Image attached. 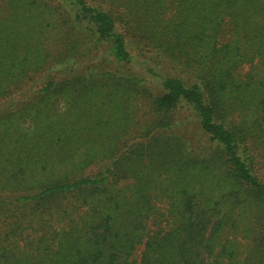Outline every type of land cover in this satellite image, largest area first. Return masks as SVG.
I'll list each match as a JSON object with an SVG mask.
<instances>
[{
  "label": "trees",
  "instance_id": "1",
  "mask_svg": "<svg viewBox=\"0 0 264 264\" xmlns=\"http://www.w3.org/2000/svg\"><path fill=\"white\" fill-rule=\"evenodd\" d=\"M0 264H264V0H0Z\"/></svg>",
  "mask_w": 264,
  "mask_h": 264
},
{
  "label": "rangeland",
  "instance_id": "2",
  "mask_svg": "<svg viewBox=\"0 0 264 264\" xmlns=\"http://www.w3.org/2000/svg\"><path fill=\"white\" fill-rule=\"evenodd\" d=\"M133 60L132 62L124 67V70L134 74L137 77L145 78L147 81L152 83L153 88L157 87V79L148 73V68L154 70L157 74L161 75H171L177 76L179 78H184L185 74L182 73L177 65H173L163 59L148 60L144 62V58L141 57L137 51L132 50ZM105 53L103 51L98 53L99 60H103ZM110 67H115L114 64H110Z\"/></svg>",
  "mask_w": 264,
  "mask_h": 264
}]
</instances>
